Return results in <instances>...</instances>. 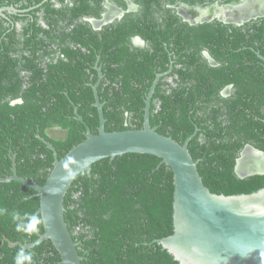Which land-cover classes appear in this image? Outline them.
Here are the masks:
<instances>
[{"label": "trees", "instance_id": "trees-1", "mask_svg": "<svg viewBox=\"0 0 264 264\" xmlns=\"http://www.w3.org/2000/svg\"><path fill=\"white\" fill-rule=\"evenodd\" d=\"M112 1L127 10L125 0ZM132 1L135 11L94 30L85 18L99 17L105 0H0V7L23 9L0 15V177L13 174L15 158L18 175L44 184L55 161L45 140L62 159L88 127L98 133V55L106 130L143 128L147 94L172 54L179 56L178 78L175 85L159 79L150 125L181 144L192 136L189 151L211 192L263 188L264 174L240 178L235 167L246 145L264 152V18L190 25L169 5L240 0ZM134 36L147 46H134ZM229 84L231 94L222 95ZM173 201V172L158 156L125 153L94 162L64 199L82 264H180L158 242L174 233ZM43 231L36 191L0 182V264H61L49 239L25 250L10 244L31 243Z\"/></svg>", "mask_w": 264, "mask_h": 264}, {"label": "water", "instance_id": "water-1", "mask_svg": "<svg viewBox=\"0 0 264 264\" xmlns=\"http://www.w3.org/2000/svg\"><path fill=\"white\" fill-rule=\"evenodd\" d=\"M248 2L249 0H244L243 4H225L223 7L215 4L203 15L200 9L190 8L188 10L195 13L191 18L181 10L180 13L191 23L211 21L217 14L224 23L241 25L258 16H264V11H261L238 19L228 17V13L247 5ZM5 11L15 13L17 9L13 6L0 7V15L6 16ZM205 55L212 65H216L208 52ZM159 78L160 75L154 81L146 99L143 128L123 131L106 130L103 103L98 92L99 82L93 85L99 115L98 133L94 134L88 127L86 139L75 145L62 159H58L54 146L45 140L54 151L55 161L44 184L18 175L13 158V174L0 177V182L16 180L36 191L40 198L44 231L31 243L11 242V246L19 244L25 250L49 239L61 256V264H82L79 243L74 240L65 218L66 193L76 177L83 171L90 172L96 161L125 153H146L161 158L162 163L167 164L173 172L174 233L158 239V242L180 264H264V187L249 194L224 195L210 191L198 171V160L193 158L188 148L192 136L181 144L150 125L151 97ZM16 102L21 100L14 101ZM75 112L77 118L84 121L77 107ZM247 148L264 157V152L248 144L236 161V174L240 178L264 174V166L257 170L249 166L245 173L240 172L239 167L245 159L244 152Z\"/></svg>", "mask_w": 264, "mask_h": 264}, {"label": "flooded vegetation", "instance_id": "flooded-vegetation-1", "mask_svg": "<svg viewBox=\"0 0 264 264\" xmlns=\"http://www.w3.org/2000/svg\"><path fill=\"white\" fill-rule=\"evenodd\" d=\"M125 1L127 3V10H126L127 12H133V11H135L137 9V5L132 0H125ZM243 2H244V0H240V2L237 3V4H243ZM215 4L218 7H223L225 4H228V3L219 4L218 2H215V3L210 4L207 7H201L199 5H190V4H187V3H176V4H173V5H169V6H172L173 8H175L176 9V13L184 19V17L180 13V10L186 14L187 12L183 11V10H187V9H190V8H196V9H200V11H202V15H203L206 12H208V10ZM9 6L15 7L14 5H9ZM251 6H254V8H256L257 12L264 11V0H252ZM3 7H8V6H3ZM104 7H105V10L101 13V15L99 17L90 16V17H86L85 18V20L88 21L91 24V26H92V28L94 30H101V29L104 28V26H106V25H108V24H110L112 22H115L116 20L121 19L123 17L124 13L126 12L123 8H121L120 6L115 4L112 0H105ZM15 8L17 9V12H15V13H18L21 10H23V9H20V8H17V7H15ZM247 9H252L253 10V8L250 7L249 2L247 3V5L245 4L244 6L238 8L239 16L240 17L244 16L243 15L244 11L247 10ZM234 11L230 12V16H233L232 18H235L234 17ZM248 14H252V13H245V15H248ZM258 18H264V16H258L257 18H254V19H258ZM214 19H218L219 20V16L217 14H215ZM214 19H212L211 21H213ZM185 21H187L190 25H195L198 22H200V21H198L196 23H191L189 20H185ZM204 22H209V21H204ZM232 24H236V23H232ZM42 25H44V22H42ZM236 25H238V24H236ZM17 26L19 27L20 25L17 24ZM137 39H139V41ZM132 43H133L134 46H140V47L147 46L146 45L147 44L146 41L143 40L140 36H134L132 38ZM178 58H179V56H177V58H175V59H178ZM175 59L172 57V54H171L170 63H169L168 69H166L165 71H162V72H158L156 78L160 75V78L164 77V80L168 81L172 85H175L176 84V80L175 79L178 78L177 74L174 72V66H175V63H176ZM100 60H101V56L98 55V58H97L94 66H93L98 71V76L99 77H98V81L95 83V84H97L99 82L98 86H99L100 81H101V79L103 77V70H102V65L100 64ZM208 60H209V58H208ZM209 63H210V60H209ZM216 65H217V62H216ZM178 66H181L180 62H178ZM213 66H215V65H213ZM100 72H101V76H100ZM156 78H155V80H156ZM232 88L233 87H232L231 84L226 85L225 88L222 90V95H224V96L230 95L231 91H232ZM149 92H148V94H149ZM148 94H147V97H148ZM151 100H152V97H151ZM158 104H160V103H158Z\"/></svg>", "mask_w": 264, "mask_h": 264}, {"label": "bare ground", "instance_id": "bare-ground-1", "mask_svg": "<svg viewBox=\"0 0 264 264\" xmlns=\"http://www.w3.org/2000/svg\"><path fill=\"white\" fill-rule=\"evenodd\" d=\"M251 2H252V0H249V5H250V7L253 8V10L252 9L245 10L244 14H243L244 16H245V13L257 12L256 8H254V6H251ZM186 15H188V14L186 13ZM228 17L232 18L233 16H230V13H228ZM234 17L235 18H233V19L240 18L239 14H238V9H236L234 11ZM244 155H245V159L241 162L240 167H239L241 173H245L246 169L249 166H251V169H254V170L261 169L264 166V157L258 156L256 153L253 152V150L251 151L250 148H247V150H245Z\"/></svg>", "mask_w": 264, "mask_h": 264}, {"label": "rangeland", "instance_id": "rangeland-1", "mask_svg": "<svg viewBox=\"0 0 264 264\" xmlns=\"http://www.w3.org/2000/svg\"><path fill=\"white\" fill-rule=\"evenodd\" d=\"M186 12L188 14V17H190V18L195 14L192 10H188V9L186 10Z\"/></svg>", "mask_w": 264, "mask_h": 264}]
</instances>
